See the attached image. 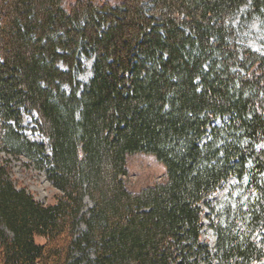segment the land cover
I'll return each mask as SVG.
<instances>
[{
    "label": "trees",
    "instance_id": "obj_1",
    "mask_svg": "<svg viewBox=\"0 0 264 264\" xmlns=\"http://www.w3.org/2000/svg\"><path fill=\"white\" fill-rule=\"evenodd\" d=\"M255 21L264 31V0H0V143L59 191L45 204L0 163V263L262 262ZM24 112L50 153L24 134ZM136 153L154 155L166 178L129 189ZM231 179L220 208L207 203L211 247L202 203Z\"/></svg>",
    "mask_w": 264,
    "mask_h": 264
},
{
    "label": "rangeland",
    "instance_id": "obj_2",
    "mask_svg": "<svg viewBox=\"0 0 264 264\" xmlns=\"http://www.w3.org/2000/svg\"><path fill=\"white\" fill-rule=\"evenodd\" d=\"M97 2L117 3V0H97ZM247 43L253 49L264 53V31L262 30L259 21H255L251 26V31L246 33ZM94 58H84V70L79 73L80 80L87 82L92 77V66ZM69 89V87H67ZM37 114L24 112L23 114V132L32 141L44 143L47 146V151L50 153L48 142L36 128L35 119ZM2 125L0 123V137L2 135ZM0 163H5L9 166L11 174L16 184L27 188L36 199L45 204L54 203L59 191L49 181L46 171L39 168L36 164L30 162L25 157H14L3 150L0 143ZM128 174L124 177L127 187L131 190H140L147 185H152L161 182L166 178V167L154 155L146 153H136L129 155L127 159ZM236 182L231 179L218 189L214 195L210 196L202 203L205 210L204 214V229L203 238L211 247H215L216 234L211 228V222L208 215L211 214L210 207L220 208L222 201L228 195L232 185ZM210 202L211 206H208ZM261 240V237H259ZM39 243H44L45 239L38 237ZM1 264V263H0ZM258 264H264V260Z\"/></svg>",
    "mask_w": 264,
    "mask_h": 264
}]
</instances>
